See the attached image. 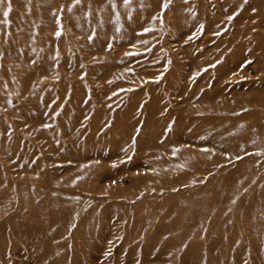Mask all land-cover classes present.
<instances>
[{
	"label": "rangeland",
	"instance_id": "1",
	"mask_svg": "<svg viewBox=\"0 0 264 264\" xmlns=\"http://www.w3.org/2000/svg\"><path fill=\"white\" fill-rule=\"evenodd\" d=\"M19 1L0 0V264H264V148L204 165L264 139L215 110L262 91L258 52L224 42L262 6Z\"/></svg>",
	"mask_w": 264,
	"mask_h": 264
},
{
	"label": "bare ground",
	"instance_id": "2",
	"mask_svg": "<svg viewBox=\"0 0 264 264\" xmlns=\"http://www.w3.org/2000/svg\"><path fill=\"white\" fill-rule=\"evenodd\" d=\"M37 1V2H36ZM39 1H42V2H45V1H47V3H48V5H49V8H51L52 6H51V3H53V2H57L56 0H32V1H30L29 3H31V4H34V5H36V4H38V2ZM68 1H70V0H64V3H67ZM96 2H97V4H101L104 0H95ZM106 1V0H105ZM113 2H115V1H118L119 3H124V2H127V3H131L132 5H135V2L133 3V1L132 0H112ZM173 1V0H172ZM240 1V0H239ZM175 2H176V0H175ZM236 2H238V1H236ZM245 2V1H244ZM259 2H260V4H259ZM19 3H23L24 5L27 3V0H20L19 1ZM180 3V2H179ZM182 3V2H181ZM179 4V5H188L187 4V2L185 3V4ZM85 3H84V1L83 0H81L80 2H78V3H76L75 5H73V4H71L70 5V9H71V14H72V16H73V12L74 13H77L78 12V10H80V7L82 8V10L83 9H86L87 10V7L84 5ZM173 3H171V5H172ZM204 4V3H203ZM217 4H219V3H217ZM246 4V3H245ZM40 6L39 7H41L42 6V4H39ZM66 5V4H65ZM176 5V4H175ZM191 5H192V3H191ZM200 5V4H199ZM247 5L248 6H250V7H253L254 5H260V6H262V12H260V11H258V13L260 12V14H256V16H257V21L256 20H254V21H250V22H248V21H245L244 20V18L245 17H248V16H252V15H254V12H253V14L251 13H247V12H250V11H246V13H242V14H240V16H237L236 18V23H237V26H235V29H234V31H233V35H231L229 38H227L226 36H223L224 38L226 37V40L224 41V42H226L228 45H233V44H235L234 46L235 47H237V48H240V50H241V48H250L251 49V52L252 53H256L257 54V52H258V55L259 56H257L256 58L257 59H259V60H261V61H263L264 60V0H249V2L247 3ZM233 6H234V4H233ZM235 7V6H234ZM237 7V6H236ZM239 7V6H238ZM237 7V8H238ZM241 7V6H240ZM257 7V6H256ZM97 7H95V9L93 8V9H90L89 10V12H88V16H87V18H91V19H93L94 17H96L98 14H100L99 13V9H96ZM177 8H179V6H176L174 9L176 10ZM201 8V7H200ZM254 8V7H253ZM260 8V7H259ZM236 9V8H235ZM252 9V8H251ZM37 10V9H36ZM68 10H69V8H68ZM244 10V9H243ZM254 10V9H253ZM260 10H261V8H260ZM232 11H234V9L232 10ZM168 12V11H167ZM176 13H177V11H176ZM201 13H203V12H201ZM208 13V12H207ZM240 13V12H239ZM256 13V12H255ZM44 14H47L48 15V17L49 18H52V15H51V12L50 13H45L44 12ZM168 15V14H167ZM194 15V14H193ZM200 15H202V14H200ZM208 17H209V15L208 14H206ZM263 17H262V16ZM177 16V15H176ZM197 16V15H196ZM203 16H205V14L203 15ZM206 16V17H207ZM45 17H47L46 15H45ZM210 18V17H209ZM222 18H223V16H222ZM222 18H221V20H222ZM255 18V17H254ZM251 19H253V18H251ZM250 19V20H251ZM220 20V21H221ZM249 20V19H248ZM41 21V20H40ZM43 21H44V19H42V21L41 22H39L40 24L41 23H43ZM201 21V20H200ZM199 21V22H200ZM234 21V20H233ZM146 22V21H145ZM202 22V21H201ZM228 23H231L230 21L228 22ZM228 23H226V24H228ZM221 24V23H220ZM222 24H223V22H222ZM221 24V25H222ZM226 24H224V25H226ZM232 24V23H231ZM234 24V23H233ZM229 25V24H228ZM232 26V25H231ZM111 27L112 26H110V25H108L107 26V28H109V29H111ZM216 27V26H215ZM226 27V26H225ZM223 28V27H222ZM210 29V28H209ZM221 29V28H220ZM214 30V29H213ZM217 29H215V31H216ZM232 30V29H231ZM230 30V31H231ZM214 32V31H213ZM229 33V32H228ZM230 34V33H229ZM232 34V33H231ZM152 35V34H151ZM227 35V34H226ZM156 39V38H155ZM109 41H110V39H109ZM153 42V41H152ZM166 42V41H165ZM222 42V41H221ZM220 42V44H222ZM84 43H87V42H85L84 41ZM88 44V43H87ZM219 44V43H218ZM14 45V43L13 42H11L10 41V46H13ZM226 45V44H225ZM214 46V45H213ZM212 46V47H213ZM230 46H227V47H230ZM187 47V46H186ZM211 47V48H212ZM215 48V47H214ZM214 48H213V50H214ZM226 48V47H225ZM209 49V48H208ZM207 49V50H208ZM207 50H205V51H207ZM217 50V49H216ZM218 50H219V48H218ZM205 51L203 52V53H205ZM224 51V50H223ZM193 52V51H192ZM217 52V51H216ZM172 53V52H171ZM175 53V52H174ZM200 53V52H199ZM203 53H201L200 55H198V56H193L191 53H189V55H190V57L192 58V65L194 66V67H200L201 65H203V64H205L204 62H203V58H201L203 55L206 57L207 55H205V54H203ZM220 53L221 52H219L218 54L220 55ZM173 54V53H172ZM193 54H195V53H193ZM214 54V53H213ZM217 53L215 54V55H218ZM173 55H175V54H173ZM212 55V54H211ZM219 55H218V57H219ZM217 57V56H216ZM218 57H217V59H218ZM231 58V57H230ZM238 58V57H237ZM226 61V60H225ZM177 62V61H176ZM180 62V61H179ZM224 62V61H223ZM218 65H219V63H218ZM220 65H221V63H220ZM173 66V65H172ZM171 66V67H172ZM226 67L227 68H230L231 69V65H230V63H227L225 66H224V69H226ZM174 68H177L176 66L174 67ZM210 68H211V66H210ZM217 68H218V66H217ZM222 68V67H221ZM193 69V68H192ZM191 69V70H192ZM212 70H213V68H211ZM190 70V71H191ZM212 70H211V72H212ZM193 71V70H192ZM209 73H211L210 72V69H209V71H208ZM207 72V73H208ZM208 73V74H209ZM214 73V72H213ZM218 73H219V75L217 76V78L215 79V81H214V83H218V82H220V80H221V78H222V76H223V69L221 70V69H218ZM146 74H148V73H146ZM147 76V75H146ZM206 76V74L205 75H203L202 77L204 78ZM176 77H177V75H176ZM143 79H144V77H142ZM188 79V78H187ZM201 80V79H200ZM118 81V80H117ZM141 81V80H140ZM187 81H189V80H187ZM145 82V81H144ZM185 83V82H184ZM187 83V82H186ZM147 86V85H146ZM260 87H262L261 89H262V91H260V92H257L256 94H254L255 96H253V97H250V96H252V95H250V93L248 92V91H244L243 93L244 94H246V95H248L249 97H250V99H248L249 97H244L242 100H238L237 102H235L234 104H230V105H224V106H218V107H216L215 108V110L217 111V112H219V113H221V114H225L226 115V113L227 112H232V113H237L239 110H241V109H243V116H246V118H249V121L247 122L246 120H244L243 122H241L240 120H238V118H239V116H236V117H229V119L228 120H225L224 121V124H222L224 127H226V125H231V126H234L235 124H237L236 122H238V123H240V125L242 126V125H246V126H248L249 128H253V129H255V130H259V129H264L263 127H264V84H262L261 83V86H258V88H260ZM184 90V92H185V88L183 89ZM132 91V90H131ZM146 91V90H145ZM151 91V90H150ZM214 93L216 94V95H218V93L221 95V96H225V93H223V92H221V88L220 87H217V86H215L214 87ZM144 93V92H143ZM214 93H212V94H209L208 96H205V94H202V92H201V88L199 87L198 89H197V91H191V94L196 98V99H200V101H201V103L204 105V106H207L209 103L206 101V100H211L213 97H214ZM133 94V93H132ZM152 94H154L155 95V92H152ZM226 97V96H225ZM225 97H223V98H225ZM238 97H240V96H238ZM152 98H153V96H152ZM157 98V97H156ZM223 98H221V99H223ZM158 100H159V98H158ZM156 102V101H155ZM155 102L154 103H152V104H148L147 103V105H146V110H148V113H149V110L151 111V114H150V116H154L155 115V112H157L158 110H159V113H160V115H162L163 117L164 116H167V114H165V113H163L162 111H163V108H165L168 104L165 102V104H161V108H159V109H157L158 108V106H157V103L155 104ZM161 103V102H160ZM164 103V102H163ZM243 104V105H242ZM209 108V107H208ZM144 109V108H143ZM206 115V116H205ZM205 115H203V114H201V115H199V116H197V118H196V114H194L192 117H191V121L192 122H195V120H196V122L198 123V124H201L203 121H205L206 119H207V117H209V118H211V116L209 115V114H205ZM220 115V114H219ZM245 118V119H246ZM199 120L201 121V123H199ZM208 120V119H207ZM149 122V121H148ZM135 123H139V120H136L135 122H131V123H128V125H124V128H130L131 126L133 127V125L135 124ZM216 123V122H215ZM147 124V123H146ZM146 124H144V126H147ZM131 127V128H132ZM115 128V127H114ZM117 128H121V124H119L118 125V127ZM119 133V132H118ZM225 135H227V134H225ZM260 137V135H257L255 138H253L252 140H251V147H243L242 145H240L239 143H235L234 144V147L233 148H236V147H239V148H241V149H239V151H238V153L236 154V153H234V150L232 149L231 150V153L233 154V155H231V156H229L227 159H222V160H219V161H213V162H210V163H207V164H204V165H209V167H213V166H215L214 168H212L213 170H218V167H221L223 164H224V162L225 161H228V160H230V159H233V158H237L239 155H242V154H244V153H247L248 151L247 150H253V149H255V150H257V149H259V148H264V146H260V144L261 143H263L264 142V139H262V138H259ZM114 141H115V143L116 144H118L119 142H120V139H119V134H117V136L115 137V139H114ZM192 162V161H191ZM193 163V162H192ZM203 164V163H202ZM206 166L204 167V168H206ZM186 182H182V183H176L175 185H173V186H170V187H172V188H169V189H171V190H178L177 189V187L178 186H180L181 187V185H183V184H185ZM166 191V189L164 188V186L163 187H156V191L157 192H162V191ZM170 191V190H169ZM197 210H195L194 211V213L196 212Z\"/></svg>",
	"mask_w": 264,
	"mask_h": 264
},
{
	"label": "snow or ice",
	"instance_id": "3",
	"mask_svg": "<svg viewBox=\"0 0 264 264\" xmlns=\"http://www.w3.org/2000/svg\"><path fill=\"white\" fill-rule=\"evenodd\" d=\"M167 5L165 4V7H166ZM5 15H7V13H5Z\"/></svg>",
	"mask_w": 264,
	"mask_h": 264
}]
</instances>
